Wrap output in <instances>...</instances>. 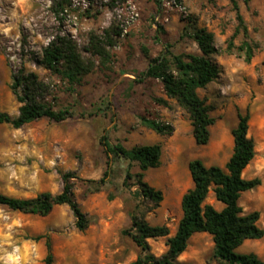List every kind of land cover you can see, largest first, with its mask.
Listing matches in <instances>:
<instances>
[{
    "label": "rangeland",
    "instance_id": "374dc122",
    "mask_svg": "<svg viewBox=\"0 0 264 264\" xmlns=\"http://www.w3.org/2000/svg\"><path fill=\"white\" fill-rule=\"evenodd\" d=\"M62 0H0V108L18 115L20 104L11 90L13 72L24 62L29 71L47 82L55 81L54 92L60 107L75 105V115L55 123L44 119L14 129L0 125V193L32 199L44 192L63 190V173H74L75 194L82 211L91 221L81 232L67 205L58 206L47 217L25 214L0 207V264H46L47 241L52 243L53 264H130L141 249L123 231L130 225V214L139 201L135 187L123 184L128 162L118 159L111 180L99 192H90L84 183L100 180L108 169V158L101 144L108 134L113 144L132 149L161 144V165L145 173V181L161 191L160 207L141 204L140 212L153 226H167L170 237L183 217V196L194 187L189 163L200 159L206 166L225 168L234 150L232 130L238 124L239 111L250 112L249 136L255 140L256 156L244 172L247 180L260 178V187L244 192L239 204L245 214L259 212L264 228V0H237L252 41L258 43L251 62L239 52L229 54L227 42L238 27L231 0H170L158 15L152 0H131L110 10L112 0H71L72 6L60 22L55 15L56 2ZM97 13L87 18L86 13ZM136 14L138 16H136ZM193 17L198 26L215 34L220 50L213 61L219 78L199 95L214 107L217 119L211 128V140L199 146L192 133L189 115L170 100V108L154 102L167 98L159 80L138 82L148 68L141 51L146 46L153 57L161 55L167 44L176 54H200L197 44L187 36L185 19ZM121 24L124 36L113 51L112 70H97L78 86L77 95L66 92L65 85L40 67L36 57L57 35L75 39L84 55L89 34H102L113 23ZM159 25L166 34L162 44L155 42ZM25 39V42H23ZM244 37L236 38L240 47ZM102 112L90 117L94 108ZM171 125V135H160L148 128L141 117ZM115 117V118H114ZM115 119V120H114ZM139 172V168L132 170ZM133 183V182H131ZM206 204L221 210L223 204L210 192ZM168 238L150 240L156 257L166 254ZM214 242L207 233L195 234L180 261L185 264H218L212 260ZM240 253H255L264 261V238L247 241Z\"/></svg>",
    "mask_w": 264,
    "mask_h": 264
},
{
    "label": "trees",
    "instance_id": "16d2710c",
    "mask_svg": "<svg viewBox=\"0 0 264 264\" xmlns=\"http://www.w3.org/2000/svg\"><path fill=\"white\" fill-rule=\"evenodd\" d=\"M131 0H112L105 6L110 10L117 6H125ZM158 15L163 14L165 2L170 0H152ZM237 14L238 27L235 34L227 42V52H239L251 62L258 43L252 41L244 16L241 13L237 0H231ZM246 4L250 0H244ZM71 0L56 2L54 8L56 18L64 21L62 13L71 8ZM100 12L86 13L87 18H96ZM186 23L187 36L197 44L200 54H176L172 46L167 44L165 51L153 57L146 46L141 47L148 68L141 74L138 82L148 79L161 81L164 97H155L154 102L163 107L170 108V100H174L189 115L192 133L199 146H206L211 140V128L217 119L212 115L214 107L199 95V90H205L220 76V69L213 61V56L220 50L216 46L215 34L206 28L198 26L193 17H188ZM125 29L119 23L105 29L102 34L91 32L85 47L86 56L80 50L78 43L71 36L57 35L42 53L36 57L35 62L46 70L52 78L65 85L66 92L77 95L78 86L84 84L85 78L101 70H112V51L118 47L124 36ZM243 34L244 41L240 47L235 45L236 38ZM166 31L159 25L155 42L162 44L161 36ZM25 42V39H23ZM55 81L47 82L35 72L28 70L24 62L13 72L11 90L20 104L18 115L12 116L0 108V125H9L14 129H21L26 125L40 120H50L62 123L75 115V105L60 107L54 92ZM102 112L101 108H94L90 117ZM115 118V117H114ZM148 128L160 135H171L174 128L171 125L152 120L147 116L141 117ZM115 120V119H114ZM238 124L232 130L234 150L225 168L220 166L208 167L200 159L189 163V171L194 183L182 198L181 207L183 217L177 232L170 237L167 226H153L140 212L141 204L160 207L164 200L161 191L151 187L145 181V173L161 165L163 153L162 145H146L132 149L123 144H113L108 134H103L101 144L108 158V169L100 180H88L84 183L90 192H99L111 180L114 163L118 159L128 162V169L123 186L126 189L135 187L134 196L139 201L138 208L130 214V225L123 231L138 248L141 255L130 264H185L180 261L186 252L189 242L197 233H207L212 236L214 250L212 260L218 264H264V261L255 253H240L238 250L250 240L264 238V228L259 226L260 213L245 214L239 201L244 192L254 190L261 186L260 178L247 180L244 178L245 170L250 166L256 156V143L249 136L251 114L238 113ZM138 167L139 172L134 173L133 168ZM63 190L59 194L44 192L32 199H22L0 193V207H5L25 214L41 217L49 216L56 207L67 205L76 218V228L85 232L91 225L89 217L82 211L75 194V180H80L74 173L62 174ZM133 182V183H131ZM213 191L216 200L223 204L221 210L206 204L210 192ZM168 238L166 254L156 257L152 253L150 240ZM48 254L46 264L54 263L52 243L47 241Z\"/></svg>",
    "mask_w": 264,
    "mask_h": 264
},
{
    "label": "built area",
    "instance_id": "2783aa9c",
    "mask_svg": "<svg viewBox=\"0 0 264 264\" xmlns=\"http://www.w3.org/2000/svg\"><path fill=\"white\" fill-rule=\"evenodd\" d=\"M136 16H138V15L136 14Z\"/></svg>",
    "mask_w": 264,
    "mask_h": 264
}]
</instances>
